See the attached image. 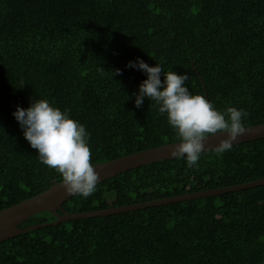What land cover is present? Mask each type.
<instances>
[{"label": "trees", "instance_id": "trees-1", "mask_svg": "<svg viewBox=\"0 0 264 264\" xmlns=\"http://www.w3.org/2000/svg\"><path fill=\"white\" fill-rule=\"evenodd\" d=\"M138 57L186 72L190 92L221 112L243 109L244 127L264 123V0H0V210L62 181L12 115L32 99L84 124L93 166L178 141L147 97L134 104L146 74L126 64ZM261 178L264 138L206 150L191 168L174 157L131 168L63 207L106 209ZM53 220L45 211L19 226ZM0 264H264V184L47 224L1 241Z\"/></svg>", "mask_w": 264, "mask_h": 264}, {"label": "clouds", "instance_id": "clouds-1", "mask_svg": "<svg viewBox=\"0 0 264 264\" xmlns=\"http://www.w3.org/2000/svg\"><path fill=\"white\" fill-rule=\"evenodd\" d=\"M126 67L146 74L138 92L133 93L134 104L141 107L147 97L160 114L166 115L179 141L171 146L170 156L182 158L187 167L197 165L209 135L227 133L214 146V151L222 154L231 150L233 141L243 133L247 113L232 106L221 112L203 95L190 92L186 72L164 71L159 63L149 65L139 57L129 60ZM103 70L97 69L101 73ZM12 115L39 161L60 174L67 194L87 198L96 191L99 174L90 159V134L84 124L69 115V109L61 110L46 99H32L26 108L17 105Z\"/></svg>", "mask_w": 264, "mask_h": 264}, {"label": "water", "instance_id": "water-1", "mask_svg": "<svg viewBox=\"0 0 264 264\" xmlns=\"http://www.w3.org/2000/svg\"><path fill=\"white\" fill-rule=\"evenodd\" d=\"M226 135L227 133L224 132H218L216 134L209 135V138H207V140L205 141L206 150L214 149V146L218 143L219 139ZM261 138H264V123L244 127L243 133L239 134L236 141H233V145ZM178 142L179 141L151 147L112 160L96 163L94 165V170L97 171L99 174V179L97 183L124 171H127L131 168L139 167L141 165L155 162L157 160L170 158V148L173 144ZM261 184H264V178L257 179L251 182L196 191L192 193H185L182 195L165 197L146 202L115 206L106 209L72 213L66 211L63 207V204L75 194H67L63 188L62 181H59L57 183L52 184L48 189L30 198H27L17 204L8 206L0 210V242L7 238L19 235L21 233L47 224H57L70 219L87 218L92 216H104L120 212L137 210L149 206H157L172 202L184 201L188 199L214 196L230 191L254 187ZM45 211L53 213L56 216V220L45 224H36L24 228H21L19 226L20 223L24 222L31 216Z\"/></svg>", "mask_w": 264, "mask_h": 264}]
</instances>
